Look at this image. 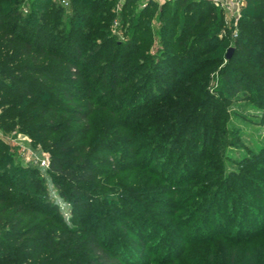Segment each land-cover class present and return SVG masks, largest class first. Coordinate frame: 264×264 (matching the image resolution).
<instances>
[{"label":"rangeland","instance_id":"1","mask_svg":"<svg viewBox=\"0 0 264 264\" xmlns=\"http://www.w3.org/2000/svg\"><path fill=\"white\" fill-rule=\"evenodd\" d=\"M64 1L67 10L58 32L65 29L70 16L69 0ZM180 1L132 0L126 17L121 12L124 0L106 4L108 13L114 14L110 23H101L105 37L109 38V50L122 45L117 68L128 58L132 60L119 72L135 70L132 78L137 82L131 83L136 87L149 78L146 88L139 87V97L131 95L132 85H121V91L113 93L110 84L115 71L109 68L107 79L97 81L88 77L85 85L75 79L66 84L73 99L66 101L58 96L67 114L59 112L54 119L58 129L50 140L56 142L55 146L39 144L36 133L21 128L24 124L3 130L10 138H25L33 148L49 156L77 160L73 154L85 144L93 157L103 160L104 166L98 165L101 175L89 183L78 182L92 198H84L82 202L87 206L82 207L74 202L69 194L70 185L61 176L41 170L45 175L41 179L33 171L18 167L24 162L16 148L6 143L14 152L6 163L11 179L24 174L25 182L33 186L28 192L44 188L63 215L68 216L73 208L78 225L90 227L100 222L103 226H99L98 232L106 240L113 238L118 250L136 256L142 261L139 264L150 260V256L157 262L177 264L209 258L226 261L232 250L230 242L249 236L251 231H264V92L257 87L264 78L237 58L229 61L225 57L239 34L242 11L221 6L223 25L208 42L216 46L195 59L190 51L202 27H193L199 20L196 15L187 30ZM202 44L197 52H202ZM137 47L139 50L134 53ZM246 56L244 50L238 58ZM223 75L242 78L246 86L236 96L225 97L221 91L227 85ZM49 92L56 96L55 91ZM82 97L99 103L90 114L93 129L84 134L80 132L85 125L71 111L88 109ZM222 105L225 119L220 118ZM190 112H195L190 118L196 121L192 129L197 131L195 135L187 130L178 139L170 133L173 138L154 143L152 134L163 135L169 128L186 126ZM176 119L180 121L175 122ZM150 129L153 132L147 133ZM86 154L87 151L83 158ZM94 164L92 161L91 165ZM213 177H217V182L207 183ZM15 186H21L20 182ZM57 188L65 192L64 198ZM118 221L134 226L145 223L142 234L149 239L147 247L133 244L137 236L121 230ZM154 224L160 226V233L154 229L147 231V225L152 228ZM222 231L227 235L224 241L215 238ZM208 239L214 241L204 242Z\"/></svg>","mask_w":264,"mask_h":264},{"label":"trees","instance_id":"2","mask_svg":"<svg viewBox=\"0 0 264 264\" xmlns=\"http://www.w3.org/2000/svg\"><path fill=\"white\" fill-rule=\"evenodd\" d=\"M131 1L124 0L121 9L124 17L127 16V8ZM112 2L113 0H69L70 16L65 29L58 32L56 29L61 25L62 15L67 10L61 0L58 3L52 0L25 2L0 0L1 130L24 124L21 128L27 133H36L39 144L55 146L56 142L50 140V135L58 129L54 119L59 112L67 114L58 96L66 101L73 99L71 90L66 84L75 79L85 85L88 77H94L97 81L107 79L110 77V72L107 71L109 68L115 71L112 73L110 84L113 93L121 91V85L129 87L132 81L137 82L132 78L135 70L119 72L132 61L131 58H128L121 68H117L122 45L117 44L109 50V38L105 37L106 31L101 23L108 24L114 17V14L108 13L109 8L106 6L107 3L112 4ZM180 2L182 14L188 23L187 30L190 29V24L196 15L199 20L193 27H202L194 39V49L190 51V55L195 56L196 59L197 56L215 48L216 44L212 47L208 42L214 39L217 29L222 27L224 12L221 6L215 5L210 0ZM240 10L242 11L239 18L240 30L238 36L233 39V52L228 60L237 58L264 78V0H245ZM38 25L44 29L39 28ZM29 29L31 32L28 31ZM35 29L38 31L33 34L32 31ZM245 31L249 33L245 34ZM244 39H247V42H244ZM202 42V52H197ZM225 46L227 47V44ZM138 50L139 47L133 51L136 53ZM244 50L247 51L248 56L243 59L238 58L239 53ZM80 60L82 62L79 63ZM90 66L94 68L89 70ZM222 78L224 83H227L221 90L225 97L236 96L245 85L242 78L229 75H223ZM148 81L149 78L146 79L145 84L141 83L138 86L146 88ZM139 87L132 85L133 98L139 97ZM257 87L264 92V80L258 82ZM49 90L55 91L56 96L51 95ZM243 98L248 97L243 96ZM85 99L88 106L86 111L78 108L71 110L77 121L86 127L80 134L93 129L90 114L92 109L99 106V103L91 98ZM222 109L223 105L221 111ZM116 112L117 109L113 111ZM194 114L195 112L188 113L186 126L181 124L183 127L180 126L176 130L169 128L163 135L152 134L155 138L154 143L173 137L183 138L185 131L194 129L196 125L195 118L190 120ZM40 118H44L45 121H36ZM220 118H226L224 111ZM177 121L180 120L176 119L175 122ZM152 132V129L147 131V133ZM196 133L197 131L192 130V135ZM71 139L72 137H69L68 141ZM75 151L73 155L77 160L63 159L50 154V165L46 173L61 176L63 181L70 185L69 194L74 202L86 207L87 205L82 202L83 199L88 201L92 198L78 182L94 181L101 175L98 165L104 166V162L93 157V152H90L85 144ZM86 151L87 154L83 158ZM13 156L14 152L0 139V264H139L140 260L138 261L136 256L119 251V245H115L113 238L106 240L104 234L98 232L99 226H103L100 222L95 226L90 224V227L78 225L73 208H70L68 216L63 215L55 201L49 199L44 188L36 187L32 192H28L29 187L33 186L25 182L24 174L21 178L17 176L11 179L6 163ZM92 161L95 162L94 165H91ZM18 167L33 171L38 175L37 178L45 177L41 169L36 166L23 164ZM216 178L213 177L207 183L215 184ZM18 182L21 186L16 187ZM57 189L64 198L65 192L61 188ZM148 222L151 223V220ZM129 224L118 221L121 230L130 231L137 236V241L133 244L138 243V246L146 248L149 239L142 234L145 223L140 225L142 227ZM152 229L160 233L159 225L154 224L152 228L147 225L149 233ZM263 234V230L251 231L249 236L234 239L230 242L232 250L226 261L219 262L209 258L203 261L198 259L193 264H264ZM226 237L224 231L215 236L221 241L226 240ZM213 241L214 239H208L204 242ZM245 245L246 249L243 251ZM238 252L240 253L236 258ZM151 257L143 264H177L167 260L157 262Z\"/></svg>","mask_w":264,"mask_h":264},{"label":"built area","instance_id":"3","mask_svg":"<svg viewBox=\"0 0 264 264\" xmlns=\"http://www.w3.org/2000/svg\"><path fill=\"white\" fill-rule=\"evenodd\" d=\"M216 5L228 7L236 12L243 6L245 0H210ZM64 3V0H61ZM0 139L16 148L24 164L47 170L50 165V156L46 152H39L25 138H10L0 129Z\"/></svg>","mask_w":264,"mask_h":264},{"label":"water","instance_id":"4","mask_svg":"<svg viewBox=\"0 0 264 264\" xmlns=\"http://www.w3.org/2000/svg\"><path fill=\"white\" fill-rule=\"evenodd\" d=\"M233 52V47H229L225 53V57L228 59L230 58L231 54Z\"/></svg>","mask_w":264,"mask_h":264}]
</instances>
